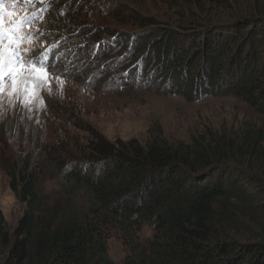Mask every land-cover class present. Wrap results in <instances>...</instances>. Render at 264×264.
I'll list each match as a JSON object with an SVG mask.
<instances>
[{"label":"trees","instance_id":"obj_1","mask_svg":"<svg viewBox=\"0 0 264 264\" xmlns=\"http://www.w3.org/2000/svg\"><path fill=\"white\" fill-rule=\"evenodd\" d=\"M240 12L223 26L140 16L141 31L116 46L136 55L124 66L141 59L159 91L189 100L235 93L264 114V0ZM56 55L43 67L58 66ZM96 66L83 65L92 82L103 76ZM70 140H36L9 164L26 208L13 231L0 212V264H264V132L173 144L94 130L83 143ZM45 173L58 183L48 195ZM144 223L154 235L141 243ZM111 231L130 247L123 263L109 256Z\"/></svg>","mask_w":264,"mask_h":264},{"label":"rangeland","instance_id":"obj_2","mask_svg":"<svg viewBox=\"0 0 264 264\" xmlns=\"http://www.w3.org/2000/svg\"><path fill=\"white\" fill-rule=\"evenodd\" d=\"M251 4L254 0L17 3V15L32 18L34 40L23 45L28 49L24 53L25 61L47 52V59H54L57 54L60 64H51L52 69L44 68L48 83L42 85L37 99L8 95L10 84L0 94V212L7 227L13 231L26 208L10 186L8 167L12 162L19 163L36 140L55 144L69 137L70 144L75 140L83 143L96 130L111 140L137 138L145 143L159 139L174 144L212 135L235 138L246 130L264 132V114L245 98L227 93L189 100L159 91L148 76H143L141 59L124 66L123 62L135 60L136 55L116 46L126 32L141 31L136 23L140 16L154 17L162 25L172 27L211 22L219 25L242 15L240 9ZM11 11L12 0H5L6 24L12 19L7 16ZM51 20L56 22L55 26L50 25ZM81 61L83 64L78 63ZM85 63L96 64L102 79L90 81L91 73L83 68ZM46 173L42 174L40 183L48 195L58 189V183ZM136 235L137 241L146 243L153 238L154 230L144 223ZM107 243L109 256L116 263H123L131 255L121 233L111 231Z\"/></svg>","mask_w":264,"mask_h":264},{"label":"snow or ice","instance_id":"obj_3","mask_svg":"<svg viewBox=\"0 0 264 264\" xmlns=\"http://www.w3.org/2000/svg\"><path fill=\"white\" fill-rule=\"evenodd\" d=\"M4 2L5 0H0V94H3L6 85L10 84L8 95H23L26 100L29 97L37 99L42 85L48 83L47 73L43 67L48 53L25 61L24 53L28 49L23 45L31 44L34 40L30 27L32 18L18 16L16 11L17 3L31 5L33 0H12L13 11L7 13L12 19L7 24L3 12ZM39 2L43 3V0Z\"/></svg>","mask_w":264,"mask_h":264}]
</instances>
